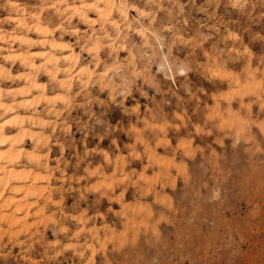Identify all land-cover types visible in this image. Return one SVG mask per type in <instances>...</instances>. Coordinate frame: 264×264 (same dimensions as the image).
I'll list each match as a JSON object with an SVG mask.
<instances>
[{
  "label": "clouds",
  "instance_id": "clouds-1",
  "mask_svg": "<svg viewBox=\"0 0 264 264\" xmlns=\"http://www.w3.org/2000/svg\"><path fill=\"white\" fill-rule=\"evenodd\" d=\"M0 264H264V0H0Z\"/></svg>",
  "mask_w": 264,
  "mask_h": 264
}]
</instances>
